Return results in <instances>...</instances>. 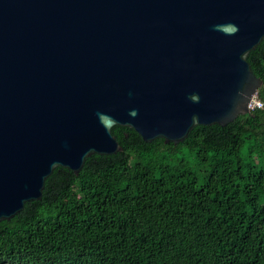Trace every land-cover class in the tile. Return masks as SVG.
I'll return each mask as SVG.
<instances>
[{
  "label": "water",
  "instance_id": "1",
  "mask_svg": "<svg viewBox=\"0 0 264 264\" xmlns=\"http://www.w3.org/2000/svg\"><path fill=\"white\" fill-rule=\"evenodd\" d=\"M263 39L264 0H0V221L114 126L177 145L249 114Z\"/></svg>",
  "mask_w": 264,
  "mask_h": 264
},
{
  "label": "trees",
  "instance_id": "2",
  "mask_svg": "<svg viewBox=\"0 0 264 264\" xmlns=\"http://www.w3.org/2000/svg\"><path fill=\"white\" fill-rule=\"evenodd\" d=\"M247 62L264 103V39ZM111 133L121 152L54 169L0 221V264H264V110L177 145Z\"/></svg>",
  "mask_w": 264,
  "mask_h": 264
},
{
  "label": "built area",
  "instance_id": "3",
  "mask_svg": "<svg viewBox=\"0 0 264 264\" xmlns=\"http://www.w3.org/2000/svg\"><path fill=\"white\" fill-rule=\"evenodd\" d=\"M249 111L264 110V103L257 98V94L253 95L247 104Z\"/></svg>",
  "mask_w": 264,
  "mask_h": 264
}]
</instances>
